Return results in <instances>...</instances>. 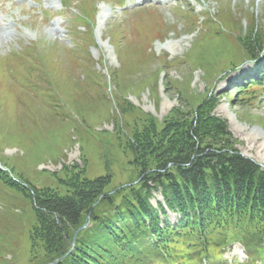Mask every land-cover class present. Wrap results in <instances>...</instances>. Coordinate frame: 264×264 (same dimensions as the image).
Here are the masks:
<instances>
[{
  "label": "rangeland",
  "instance_id": "1",
  "mask_svg": "<svg viewBox=\"0 0 264 264\" xmlns=\"http://www.w3.org/2000/svg\"><path fill=\"white\" fill-rule=\"evenodd\" d=\"M32 1L0 0V264H55L33 253L37 212L22 185L64 195L76 164L90 179L110 174V194L137 182L130 141L144 114L161 124L214 98L240 153L264 167V81L249 86L264 44L256 60L239 40L264 43V0H132L141 7L130 11L69 0L67 13L60 0ZM224 255L264 264L240 244Z\"/></svg>",
  "mask_w": 264,
  "mask_h": 264
},
{
  "label": "trees",
  "instance_id": "2",
  "mask_svg": "<svg viewBox=\"0 0 264 264\" xmlns=\"http://www.w3.org/2000/svg\"><path fill=\"white\" fill-rule=\"evenodd\" d=\"M256 37L239 40L258 60L264 43L257 38L254 46ZM261 80L264 72L249 86ZM216 104L204 98L161 124L148 113L135 119L142 123L130 141L137 182L113 194L110 174L90 179L79 164L65 167L64 195L22 185L33 191L37 212L35 257L42 252L55 264H210L238 242L249 259L264 260V167L240 153L227 121L213 112Z\"/></svg>",
  "mask_w": 264,
  "mask_h": 264
}]
</instances>
